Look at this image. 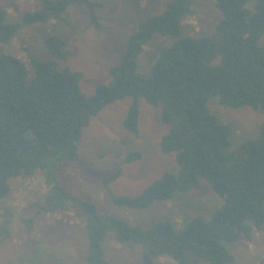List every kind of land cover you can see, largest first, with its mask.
<instances>
[{"label":"trees","instance_id":"obj_1","mask_svg":"<svg viewBox=\"0 0 264 264\" xmlns=\"http://www.w3.org/2000/svg\"><path fill=\"white\" fill-rule=\"evenodd\" d=\"M195 1L172 0L165 14L142 23L128 38L119 65L111 69L112 83L99 85L92 97L82 91L80 73L60 67L66 60L62 38L46 39L52 55L47 61L31 57L27 63L2 46L23 27L64 20L75 4L86 6L100 27L95 13L100 4L44 0L39 11L27 13L15 24L8 22L0 4V202L10 196L12 179L48 172L54 160H78L82 131L91 118L125 98L133 99L124 125L134 135L139 134V100L161 107L162 121L170 126L161 150L175 155L179 172L166 173L140 196L113 197V202L145 209L173 199L178 192L199 189L202 180L223 200L210 220L194 218L180 229L170 222L144 229L96 215L87 224L89 264H106L103 243L109 237L130 247L143 246L142 264H155L161 257L187 264L189 252L210 264H230L235 258L228 243H250L254 232L264 231V123L260 137L244 142L237 160L229 165L226 152L231 148L232 129L208 108L215 97L221 105L264 112V48L258 46L264 35V0H257L254 11L248 8L250 0H214L222 14L214 34L183 37L181 22L193 13ZM155 35L171 37L174 43L155 62L152 73L142 75L138 59ZM139 157L133 154L127 160ZM118 175L108 176L106 182ZM45 182L48 191L42 209L68 211L65 189L49 172ZM79 204L89 215L95 213L93 206ZM24 222L31 226V220Z\"/></svg>","mask_w":264,"mask_h":264},{"label":"rangeland","instance_id":"obj_2","mask_svg":"<svg viewBox=\"0 0 264 264\" xmlns=\"http://www.w3.org/2000/svg\"><path fill=\"white\" fill-rule=\"evenodd\" d=\"M43 1L0 0V4L7 12L8 22L15 24L27 13L39 11ZM91 1L100 4L95 8L100 27L91 20L86 6L75 4L63 15L64 20L23 27L2 48L27 63L31 57L47 61L52 55L46 39L62 38L66 43V60L60 62V67L80 73L82 91L88 97L94 96L99 85L112 83L111 69L121 62L128 38L142 23L165 14L172 0ZM256 4L257 0H250L248 8L254 11ZM192 9L193 13L181 22L182 36L198 38L214 34L222 19L214 0H196ZM173 43L171 37L155 35L138 59V72L149 76L155 62ZM258 46L264 48V35ZM132 103V98L115 101L91 118L82 131L78 160L58 159L49 163L47 171L69 195L68 211L51 213L42 209L48 191L45 182L48 172L39 171L10 181V196L0 202V264H89L87 224L96 215L144 229L161 222H170L180 229L194 218L205 221L212 218L223 200L205 180L199 189L178 192L173 199L154 202L145 209H131L113 202V197L140 196L166 173L179 172L175 155H166L161 150L162 138L170 129L162 121L161 107L139 100V134L134 135L124 125ZM208 108L221 124L232 129L231 148L226 152L232 165L244 142L260 137L264 112L221 105L215 97L208 101ZM133 154L140 157L128 161ZM115 172H119L118 177L106 182ZM79 203L93 206L95 213L89 215ZM25 220H31V226ZM227 248L235 258L230 264H264V231L254 232L250 243H228ZM103 251L106 264H142L145 248L119 244L109 237L103 243ZM155 264L177 262L161 257ZM187 264L210 263L189 252Z\"/></svg>","mask_w":264,"mask_h":264}]
</instances>
